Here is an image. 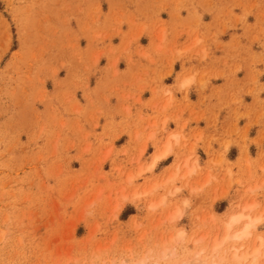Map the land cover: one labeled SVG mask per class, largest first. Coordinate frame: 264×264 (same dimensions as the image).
<instances>
[{"label":"rangeland","instance_id":"rangeland-1","mask_svg":"<svg viewBox=\"0 0 264 264\" xmlns=\"http://www.w3.org/2000/svg\"><path fill=\"white\" fill-rule=\"evenodd\" d=\"M244 204L264 0H0V264H251L263 212L220 244Z\"/></svg>","mask_w":264,"mask_h":264},{"label":"bare ground","instance_id":"bare-ground-1","mask_svg":"<svg viewBox=\"0 0 264 264\" xmlns=\"http://www.w3.org/2000/svg\"><path fill=\"white\" fill-rule=\"evenodd\" d=\"M185 83H183L182 84V86L184 87L186 84H189L190 82L189 81H184ZM179 136V135H178ZM170 138V137H169ZM171 138H172V135H171ZM172 139H175V138H172ZM178 140V139H177ZM173 142V141H172ZM172 142H170V141H167V143L162 147V152L160 151V152H158L157 154H155L154 156H153V158H152V161H151V163H150V165L148 166V168H147V171H153L156 167H157V165L159 164V162L164 158V157H166L167 156V154H169V151H170V149H171V144H172ZM175 142V141H174ZM171 143V144H170ZM245 151V150H244ZM245 153V152H244ZM246 155H247V153H246ZM245 155V156H246ZM246 159H247V157H245ZM244 160V159H243ZM188 161V160H187ZM187 161H185L186 163H187ZM246 161V160H245ZM197 163V162H196ZM196 163H195V165H196ZM214 164V163H213ZM183 166H186V165H184V164H182ZM194 165V166H195ZM188 166V165H187ZM194 166H192V167H194ZM185 168H187V167H185ZM185 168H183V169H185ZM195 170H197V169H195ZM176 171H177V169H176ZM185 171V170H184ZM187 171V170H186ZM192 171H194V170H192ZM177 173H179V171L177 172ZM184 173V172H183ZM194 173H195V171H194ZM181 174V173H180ZM184 175L185 174H183V175H181V176H179V177H182L183 176V178H184ZM188 175V174H187ZM190 175H192V174H190ZM175 176V175H174ZM178 175L176 174V177H177ZM189 176V175H188ZM186 177V176H185ZM174 179V178H173ZM178 179V178H177ZM173 181V180H172ZM175 181V180H174ZM168 183V182H167ZM174 183V182H173ZM156 185H158V184H156ZM161 185V184H160ZM156 189H157V186H156ZM177 191V190H176ZM179 191V190H178ZM177 191V193H179ZM146 193V192H145ZM167 196V195H166ZM167 198V197H166ZM251 203V202H250ZM249 203V204H250ZM255 202H253V204H254ZM249 204L247 205V206H245L246 204H244V206H245V208H241L240 207V209H242V210H240L241 212H237V213H235V214H233V215H229L230 217L227 219V223H226V235L224 236V239L220 242V244H224V242H226V241H240V240H242V239H244L245 240V238H249V236H251L252 235V233H253V231H255L256 229H257V226H258V224L259 223H261V221H262V218L263 217H261L262 216V214H264V212L262 213V212H259V214H257L258 216L256 217V216H254V217H251L250 215H249V213H247V211L248 210H253V209H255V207L253 208L252 206L251 207H249ZM258 205V204H257ZM244 206H242V207H244ZM254 206H256V205H254ZM150 207V206H149ZM257 207V206H256ZM259 207V206H258ZM238 208V207H237ZM256 210H258V209H256ZM262 213V214H261ZM175 214H177V213H175ZM255 214V213H254ZM261 214V216H259ZM174 215V214H173ZM175 216V215H174ZM227 216V215H226ZM177 218H179V215H178V217ZM242 224V225H241ZM240 225V228H239V230H237V231H235L233 234H231L232 233V231L234 230V229H236L237 228V226H239ZM224 226V227H225ZM257 238V237H256ZM231 239V240H230ZM259 242H260V246H259V248L257 249H255V250H253V252L249 255V253L248 254H246V252L244 253V255L243 254H240V255H238V256H241V255H243L244 257H242L241 258V260H243V261H246V260H248V257H250L249 259L250 260H252V262H251V264H257L258 262L260 263L261 261V258H262V261L264 260L263 258H264V253L262 252L261 253V251H262V247H264V239L263 238H260L259 237ZM219 245H216L215 246V249L217 250L219 247H218ZM232 247V246H231ZM247 248V247H246ZM241 249V248H240ZM264 249V248H263ZM216 250H214V252L216 251ZM261 250V251H260ZM235 252V251H234ZM235 254V253H234ZM235 258H237V255L235 254ZM239 258V257H238ZM226 260V259H225ZM235 260V259H234ZM239 260V259H238ZM237 261V260H236ZM234 262V261H233ZM250 263V262H249ZM248 264V263H247Z\"/></svg>","mask_w":264,"mask_h":264}]
</instances>
